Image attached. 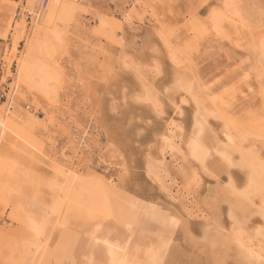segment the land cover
<instances>
[{
	"label": "rangeland",
	"instance_id": "1",
	"mask_svg": "<svg viewBox=\"0 0 264 264\" xmlns=\"http://www.w3.org/2000/svg\"><path fill=\"white\" fill-rule=\"evenodd\" d=\"M261 30L264 0H0V264L264 255Z\"/></svg>",
	"mask_w": 264,
	"mask_h": 264
},
{
	"label": "bare ground",
	"instance_id": "2",
	"mask_svg": "<svg viewBox=\"0 0 264 264\" xmlns=\"http://www.w3.org/2000/svg\"><path fill=\"white\" fill-rule=\"evenodd\" d=\"M227 5H228V3H227ZM230 18V17H229ZM254 34H255V32H254ZM2 35H4V34H2ZM57 35V34H56ZM58 36V35H57ZM50 39V38H49ZM42 40H43V38H42ZM51 41V40H50ZM255 44H256V46L259 48V50L260 51H262V50H264V30H261L260 32H258L257 33V35L255 36ZM43 42V41H42ZM42 42H40V43H42ZM44 43V42H43ZM50 43V42H49ZM34 44V43H33ZM52 44V43H51ZM249 45V44H248ZM34 46V45H33ZM36 46V45H35ZM43 46V45H42ZM48 46L49 45H45V46H43L42 48H40L41 49V51H44L45 49L47 50L48 49ZM262 54H264V53H262ZM29 58V57H28ZM40 64L37 62V61H29V60H23V62L21 63V67H20V73L25 77H27L28 75H30L29 77H30V80H31V77L34 75V73L35 74H40ZM43 75H44V77H46V78H50L51 76H50V71L49 70H47V71H43ZM34 78V77H33ZM25 80V79H24ZM23 80V81H24ZM29 80V79H28ZM29 80V81H30ZM31 83V82H30ZM2 119V118H1ZM5 121V120H4ZM2 128H3V121H1V124H0V142H1V136H2ZM199 136V135H198ZM201 136V135H200ZM204 136H202V137H198V139L199 138H203ZM195 139H197V138H195ZM204 140H205V142H206V138H203ZM196 141V140H195ZM203 141V140H202ZM201 142V141H200ZM264 142V141H263ZM192 143V142H191ZM195 143H199L198 142V140H197V142H194V146H195ZM202 143V142H201ZM200 143V144H201ZM205 144V143H204ZM207 144V143H206ZM205 144V145H206ZM199 145V144H198ZM204 145V146H205ZM200 147V146H199ZM194 149H195V147H193ZM207 148V147H206ZM206 148H205V150H206ZM201 150V149H200ZM203 150H204V148H203ZM202 150V151H203ZM256 151V150H255ZM204 152V151H203ZM202 152V153H203ZM197 153H198V150H197ZM205 153H203V155H204ZM249 154V153H248ZM251 154V153H250ZM249 154V155H250ZM253 154V153H252ZM202 155V154H201ZM200 155V152H199V156H201ZM202 155V156H203ZM254 156H256V155H254ZM253 156V157H254ZM251 157V156H250ZM252 157V158H253ZM263 157V156H262ZM246 158V157H245ZM249 158V157H248ZM251 158V159H252ZM203 159H204V157H203ZM254 159V158H253ZM252 159V160H253ZM262 158L261 157H256L255 158V162H254V167H256V165L258 166V168L255 170L256 171V176H254V173H253V176L254 177H252V179H251V181H250V184H251V188L252 189H255V188H259V186H261V181H263L264 179L263 178H261V179H263V180H261L260 179V177L264 174V162H262V160H261ZM200 160H202V158L200 159ZM244 160V159H243ZM242 160V161H243ZM244 161H247L246 159L244 160ZM243 163H245V162H243ZM250 164V163H249ZM253 164V163H252ZM245 165H246V163H245ZM242 166V165H241ZM251 166V165H250ZM0 167H2V161H1V163H0ZM248 167V166H247ZM249 168V167H248ZM252 168V167H251ZM249 169V171L250 172H253L252 171V169ZM1 169V168H0ZM232 173V172H231ZM250 175V174H249ZM252 175V174H251ZM250 175V176H251ZM264 177V176H263ZM251 178V177H250ZM261 180V181H260ZM232 181V180H231ZM260 189V188H259ZM256 191V190H255ZM258 191H260V190H258ZM262 191V190H261ZM264 194V193H263ZM261 195V194H260ZM246 197H248V196H245V198ZM260 201H262V213L264 214V195L261 197V199H260ZM244 204V203H243ZM250 204V203H249ZM240 205V204H239ZM245 207H246V205H245ZM241 209H242V207H241ZM246 209V208H245ZM32 215V214H31ZM35 219H33V221H34ZM35 222V221H34ZM36 223V222H35ZM37 225V224H36ZM231 235V234H230ZM263 236V235H262ZM251 240V239H250ZM249 240V241H250ZM248 241V240H247ZM262 241V240H261ZM226 242V241H225ZM251 243V242H250ZM264 244V243H263ZM247 247V246H246ZM231 249V248H230ZM247 250L248 249H250L249 247H247L246 248ZM228 251V250H227ZM230 251V250H229ZM242 250H238V252L241 254V256H242V258L246 261V263L247 264H264V255H261L260 253H259V251H257V256H256V258L254 259V258H252L248 253H242L241 252ZM245 251V250H244ZM251 251V250H250ZM254 253V252H253ZM237 254V253H236ZM228 256V255H227ZM224 264V263H223Z\"/></svg>",
	"mask_w": 264,
	"mask_h": 264
},
{
	"label": "built area",
	"instance_id": "3",
	"mask_svg": "<svg viewBox=\"0 0 264 264\" xmlns=\"http://www.w3.org/2000/svg\"><path fill=\"white\" fill-rule=\"evenodd\" d=\"M48 0H40L41 6H44Z\"/></svg>",
	"mask_w": 264,
	"mask_h": 264
},
{
	"label": "crops",
	"instance_id": "4",
	"mask_svg": "<svg viewBox=\"0 0 264 264\" xmlns=\"http://www.w3.org/2000/svg\"><path fill=\"white\" fill-rule=\"evenodd\" d=\"M0 43H2V41L0 40Z\"/></svg>",
	"mask_w": 264,
	"mask_h": 264
}]
</instances>
